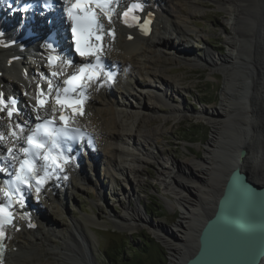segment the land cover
<instances>
[{"label": "bare ground", "instance_id": "6f19581e", "mask_svg": "<svg viewBox=\"0 0 264 264\" xmlns=\"http://www.w3.org/2000/svg\"><path fill=\"white\" fill-rule=\"evenodd\" d=\"M148 1L155 5L154 9L147 7L148 10H154L157 14L156 28L153 35L149 38L135 36L134 40L129 41L127 39L128 35L135 33V30H124L119 27L117 28L118 36L113 42L111 40L107 42L106 57L109 62L118 65L122 69L123 78L121 75V80L116 84V87L119 85L125 87L124 84L126 82H122L125 78H131L136 85L143 84L146 87L147 85L142 83L139 77L147 73L155 81H160L162 88L172 92L171 96H169L164 94L161 89L156 88V85H149L156 93L154 96L164 98L166 100L164 101L170 105L175 102L173 94H179L177 85L181 79H173L166 75L167 60L169 62L182 59L191 62L200 61L205 63V65L208 64L215 71H221L224 75V86L221 90L219 107H201L199 111L192 114L198 120L206 121L212 127V137L207 146L206 158L200 160L186 158L184 161H178L165 156V152L163 153L156 145L160 141L163 131L161 127L163 126H149L152 117L158 111H162L161 108L154 111V107L143 106L141 102L131 103L129 98H127L129 94L126 95L124 92L115 93L113 87L111 88L103 78L91 86V90L88 93L90 97L85 105V114L83 117H77L75 123L93 133L96 138V144L99 146L97 155L100 156V159H105V166H107L108 170H113L119 174H127L129 172L134 176V179H137L141 177L144 171L142 167L149 163L148 160L154 159L158 163L160 169L157 174L163 185V192L172 197L168 206L172 209L178 206L182 210V216L174 225L176 233L162 224L150 225V218L145 213V207L142 206L139 197L137 208H133L130 204L125 214H119L116 218H119L117 220L120 224L129 226V230H133L141 224L151 226L158 239L164 243L170 253L169 264H185L199 249L201 229L215 213L231 171L239 167L247 172L251 178L253 176V168L251 163H249V159L252 157V153L249 152V150H252L251 148L247 150L249 155L246 160L240 162V153L245 148L240 145L235 147L231 164L224 167H221L220 153L225 143L223 133L225 128H230L233 117L237 118V123L241 126L239 128L237 125L238 131H235L237 128H233L232 136L237 134L236 136L241 143L250 137L252 112L248 109L246 103L241 101V98L235 102L236 96L234 94H247L254 86L257 88L254 96L251 97L252 105L257 102V106H259L261 102L257 97L260 96L257 91L261 95L264 92V26L261 28L260 26L255 27L257 25L256 15L260 10L259 1L222 0L219 3V7L231 17V31L226 29L228 33L225 44L228 47V53L219 56L209 50L204 54H196L195 56L191 53L194 49L193 44L188 39L189 33L194 31L188 27L186 19H192L200 13L198 0ZM119 17L120 15L118 14L116 21L113 23L114 25L119 24ZM61 19H63V16ZM61 31L63 32V30ZM61 35L64 36V33H61ZM63 36L61 37L64 38ZM161 49L170 51V54H168L169 58L166 60H162L165 55ZM140 51L141 53H139ZM14 56L9 53V50H4L0 43V72H3L0 75V90L19 92V89H16L12 83L11 79L13 76L20 78L24 86L33 88L34 84L30 78L26 77L23 71L27 64H23V67H20L19 63H14L15 61H13L10 66L7 65L10 62L8 57L12 58ZM239 72H242L243 75H239ZM260 78H262L261 81ZM231 81L235 83L232 88L229 86ZM119 99H123L126 102L127 105H125L124 109L118 108ZM23 102L27 113L31 111V114H37L34 105H30L27 100ZM234 103H238L236 112H234ZM53 108V106H50L46 111H39V114L50 113ZM130 108L136 109L130 111ZM162 112L166 114V116H163L165 122L171 119L181 120L188 114L182 103L172 105V107H168ZM132 118H134L133 128L130 131L128 130V133L122 134L121 130L126 131V127L128 128L129 126L127 125L128 120ZM15 123H18L17 119ZM5 124L6 121L3 120L2 126L5 127ZM22 143L23 141L19 139L16 140V144L12 143L10 146H13L14 150H18ZM119 144H126L127 147H134V149L142 151L145 158L130 153L128 148H124ZM145 145L147 147L156 145V149L151 152ZM259 148L261 149L256 150L258 153L255 154H259L260 156L258 157H261L264 152L262 147ZM128 157H132L136 165L126 167L125 164ZM74 169L75 167L69 165L67 173L73 175ZM69 174H64L60 180L54 178L50 180L54 183L53 190L58 192L53 198L50 197L53 203L57 200L59 202L62 201L61 198L66 191V187L78 186L71 179L65 178ZM62 181H66V185ZM61 185L63 187L60 191L59 187ZM97 185L98 182H95L94 186L97 187ZM135 186V183H130V193L128 191L130 195L132 194L130 197L136 195ZM60 192H62V195ZM44 195L48 196L46 193ZM28 202L31 204V209L39 216H42V222L46 223V226L50 224L51 226L59 227V223L55 222L48 213H45L39 204L34 203L31 197ZM23 210L28 209L23 208ZM57 212L60 213L59 215L62 214L59 210ZM22 215L18 217L15 225L10 228L5 264L10 262V264H26L22 254L31 255L32 258L34 257L33 255L42 254L45 257H49L56 254L74 261L76 259L71 256L72 254L75 257H83L84 259H80L84 264H94L92 258L86 256L89 253L90 246L88 239L84 237L79 221H74L71 229L65 233L62 230L58 232L61 242L56 243L41 232L40 226L44 223L40 222L38 228L33 225L34 222H37L36 215L27 213L26 215L29 218L25 214ZM57 231L58 229L55 234H58ZM75 231L78 232L80 239L76 238L75 240ZM55 236L57 237L58 235ZM68 242L70 243L68 244ZM82 243L87 246V250L82 246ZM32 258L31 264H40L37 258L36 261ZM38 259L41 260V258ZM41 262V264H45L43 259ZM46 263L49 264V260ZM262 264H264V259Z\"/></svg>", "mask_w": 264, "mask_h": 264}, {"label": "rangeland", "instance_id": "374dc122", "mask_svg": "<svg viewBox=\"0 0 264 264\" xmlns=\"http://www.w3.org/2000/svg\"><path fill=\"white\" fill-rule=\"evenodd\" d=\"M221 1L222 0H198L200 13L192 19L188 20L185 18L188 27L194 31L189 33L188 39L193 44L194 49L191 53L195 56L196 54H204L209 50L219 56L228 53V47L225 42L227 40L228 31H231V17L226 11L219 7ZM257 2L259 3L260 10L256 15L257 25L255 27L257 28V26H260L261 28L264 26V0H257ZM226 29H228V31ZM161 50L165 55L162 60L169 58L168 54H170V51L167 49ZM139 53H141V51ZM167 63L166 75L173 79H181L177 85L179 94H173L175 102L170 104L171 106L165 102L166 100L164 98L162 99L154 96L156 93L149 85H156V88L161 89L164 91V94H168L169 96H171L172 92L162 88L160 86V81H155L152 76L147 75V73L139 77L142 80L141 82L147 85L146 87L143 84L136 85L132 83L131 86L127 85V87H114V91L115 93L124 92L126 95L129 94L127 98H129L131 103L135 104L141 102L143 106L147 105L154 107V111L160 108L162 111H165L168 107H172V105L182 103L184 108L188 111V114L181 120L171 119L165 122L163 116H166V114L162 111H158L154 114L155 116L152 117L149 126H163L161 127L163 131L160 141L156 145L163 153L165 152V156L170 159L178 161H184L186 158L195 160L204 159L207 156V146L212 137V127L210 124H207L206 121L198 120L192 114L199 111L201 107H219L221 102V90L224 86V75L221 71H215L209 67L208 64L205 65V63L200 61L191 62L182 59L171 62L167 60ZM142 71L145 73L144 70ZM239 75H243V73L239 72ZM261 79L262 78H260V81ZM128 81H131V78H129ZM234 85L235 83L232 81L229 83L230 88L234 87ZM256 88L257 87L252 86L247 94H234V96H236L234 101L236 102L241 98V101L245 102L248 109L252 112L250 122L251 134L249 139L243 143L240 142V139L236 136L237 134L232 136V130L236 129L238 126L240 128L241 126L237 123V118L233 117L230 123L231 129L225 128L223 133L225 143L220 153V161L221 167L231 164L234 148L238 147V145L244 147L246 150L251 148L252 150H249V152L252 153V157L249 159V163H251V167L253 168L252 179L261 184L264 182V155L258 157L260 155L255 153H258L256 150L261 149L259 147H262L264 152V92L261 95V93L257 91V94L260 95L257 97L261 100L259 106H257V102H254L252 105L251 97L254 96ZM234 104V112H236L238 103ZM125 105H127L126 102L123 99H119L118 108L124 109ZM130 109V111H134L136 108ZM133 122L134 118L128 120L127 125H129V129L126 127V131L121 130L122 134L128 133V130L130 131L133 128ZM235 131H238V128ZM119 145L128 148L130 153L145 158L142 151L140 152L134 149V147H127L126 144ZM156 145L153 147H147V145H145V147L152 152L155 151ZM94 156L96 158L99 157L97 152L94 153ZM97 161L89 163V161L86 160L85 163H81V167L80 165L77 167L74 174L70 176V179L73 183H77L78 186L72 185L66 187V191L61 198L62 201L59 202L57 200L53 203V201L43 197V201L39 203L40 207L45 213H48L55 222L59 223V227L57 228L50 224L45 228L40 226L41 232L54 242L60 243L61 239L58 232L62 230V232L65 233L67 230L71 229L74 221H79V225H81L84 232V237L89 241L90 250L86 256L88 258L90 256L94 264H113L107 260V256L105 255L106 252L108 250L110 251L113 247H118V251L125 255L123 258L125 262L126 260L129 261L128 259H131L134 254L133 249L140 246L143 242L149 243L150 246L149 252L141 258L140 264H169L171 258L170 253L167 251L164 243L158 239L151 229V226L141 224L136 227L137 229L129 230V226L120 224L117 220L119 218H116L119 214H125L130 204L133 208H137V200L139 197L142 206L145 207V213L150 218V225L162 224L166 228H169V230L175 231L174 225L182 216V210L178 206H176L175 209L168 206L172 197L163 192V185L157 174L160 169L158 163L154 159L148 160L149 163L142 167L144 171L141 177L134 179V176L129 172L127 174H119L113 170H108L107 166H105V159L99 158ZM125 165L128 167L129 165H136V163L133 161L132 157H128ZM62 182L66 185V181ZM95 182H98L97 187L94 186ZM130 183H135L136 185V195L134 197H130L132 194H129ZM62 187L63 185L59 187L60 191ZM60 194L62 195V192H60ZM57 210L62 214L59 215V212L56 213ZM57 229L58 234H55ZM75 232V240L76 238L80 239L78 232ZM55 235L58 236L56 237ZM138 237L143 238L142 240H138ZM69 243L70 242H68V244ZM82 246L87 250V246H85L84 243H82ZM90 253L91 255H89ZM22 256L26 264L32 263L31 255L22 254ZM33 256L32 259H35V261L39 256L38 258H41V260L43 259L45 264H47L46 262L48 260L50 262L49 264H84V262L81 261V259H84L83 257H75L72 254L71 256L76 259L74 261L57 256L56 254L55 256L49 257H45L42 254ZM38 258L37 260H39L41 264L42 262Z\"/></svg>", "mask_w": 264, "mask_h": 264}, {"label": "snow or ice", "instance_id": "6c2138e0", "mask_svg": "<svg viewBox=\"0 0 264 264\" xmlns=\"http://www.w3.org/2000/svg\"><path fill=\"white\" fill-rule=\"evenodd\" d=\"M6 2V0H5ZM112 0H75V2L67 9L68 15L73 21L72 34L75 40V50L80 56H95L96 62L81 64L77 67V70L70 76L66 77L63 81L64 87L56 91L53 96L52 90L48 89L40 91L37 97V104L35 111L37 112V120L40 123H36L34 128L30 129V134L24 137V144L18 149V152L23 153V158L14 152L13 148L8 149V156L12 160H19V167L15 170L14 180L11 182L5 181L8 189H11L14 185L15 192L20 193V200L23 201L22 188L27 186L28 188L35 186L37 192L41 191L43 184L47 182L50 176L49 169L53 167H60L59 161L63 160L67 162V157L64 155V149L62 144L67 141H75L79 138L80 133L78 129H69L66 125H57L55 123L57 117L55 112L57 109H52V115L46 119L41 118L39 115L40 109L45 108L51 97L54 100L55 105L59 106L60 121H68L69 117L65 115V109H71L73 113L79 112L81 115L82 105L85 98L86 89L88 84L97 79L100 71L103 69V63L98 55L100 51L99 43H89L90 40L99 42L102 39L101 33L103 32V24L99 22L97 14L92 10V5L100 8L106 16H108L111 22L112 9L109 5ZM139 3H133L128 11L123 13V16L127 18L134 9H140ZM26 10V9H25ZM133 20H137L138 17L133 16ZM127 23V20H125ZM145 28L147 26L145 25ZM0 35H3L0 33ZM49 47H51L49 45ZM50 63L55 65L56 61L60 58L57 56H51ZM68 66H71V61H65ZM52 76H58L57 72H52ZM107 78L112 79V73H107ZM79 90V91H78ZM75 94V95H73ZM8 103L0 95V111H3L8 107ZM17 101L12 99L10 104L12 107L8 108L7 116L11 118L15 110ZM79 106V107H78ZM15 129L19 130V133L24 132V127L17 124ZM11 132V136L16 140L20 139L16 130ZM4 136L0 134V140H3ZM2 159V157H0ZM43 160L45 163L38 166L37 161ZM15 167V165H13ZM4 167L0 166V172L4 171ZM43 171V175H39V172ZM4 197L6 203L0 204V241L5 236V226L13 223V213L9 211L13 203L12 194L9 190L4 191ZM3 245L0 244V255H2Z\"/></svg>", "mask_w": 264, "mask_h": 264}, {"label": "water", "instance_id": "95a60500", "mask_svg": "<svg viewBox=\"0 0 264 264\" xmlns=\"http://www.w3.org/2000/svg\"><path fill=\"white\" fill-rule=\"evenodd\" d=\"M249 153H240L245 161ZM264 259V182L234 168L216 211L199 236V249L185 264H262Z\"/></svg>", "mask_w": 264, "mask_h": 264}, {"label": "trees", "instance_id": "16d2710c", "mask_svg": "<svg viewBox=\"0 0 264 264\" xmlns=\"http://www.w3.org/2000/svg\"><path fill=\"white\" fill-rule=\"evenodd\" d=\"M143 237H138V240H142ZM151 242V241H149ZM135 246V245H134ZM149 243H142L140 246H137L133 249L134 254L132 255L129 261L123 260L125 255L120 253L118 247H113L110 251L106 250L107 260L113 264H140L141 258L149 252Z\"/></svg>", "mask_w": 264, "mask_h": 264}]
</instances>
